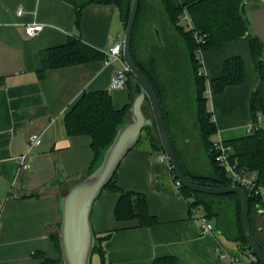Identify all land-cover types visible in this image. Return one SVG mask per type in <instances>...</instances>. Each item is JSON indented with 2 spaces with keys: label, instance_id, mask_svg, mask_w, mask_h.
I'll return each mask as SVG.
<instances>
[{
  "label": "crops",
  "instance_id": "crops-1",
  "mask_svg": "<svg viewBox=\"0 0 264 264\" xmlns=\"http://www.w3.org/2000/svg\"><path fill=\"white\" fill-rule=\"evenodd\" d=\"M87 2L0 0V264H42L45 257L60 258L52 239L61 222L59 199L86 174L95 157L90 136H70L66 129V115L81 96L108 91L116 110L131 103L133 84L111 87L121 63L106 67L104 59L50 69L40 77L42 53L65 45L70 38L81 39L105 55L123 40L124 22L115 5L88 4L76 25V5ZM19 9L24 10L23 16L17 15ZM246 15L252 33L264 45V0H248ZM34 22L45 29L29 37L26 28ZM234 56L243 60L244 80L218 94L213 82L222 75L225 60ZM198 59L206 77L207 109L217 126L214 142L241 139L248 136L253 121L264 123V81L259 83L248 40L224 43ZM32 134L42 138L33 150L29 147ZM161 153L142 135L115 179L120 190L147 198L153 225L118 221L120 193L103 191L96 201L93 230L99 236L110 234L103 244L105 264H153L164 257L175 258L176 264H225L216 253L218 242L242 262L252 263L255 257L228 241L216 219H211L215 234L200 236V224L191 217L192 199L176 187L167 164L157 160ZM190 167L195 171L192 162ZM256 213L264 218V211ZM256 235L264 245V227ZM96 263L104 264L102 256L97 255Z\"/></svg>",
  "mask_w": 264,
  "mask_h": 264
},
{
  "label": "trees",
  "instance_id": "trees-1",
  "mask_svg": "<svg viewBox=\"0 0 264 264\" xmlns=\"http://www.w3.org/2000/svg\"><path fill=\"white\" fill-rule=\"evenodd\" d=\"M155 2L157 6H154ZM247 3L248 0H140L132 36V57L156 91L180 169L187 180L194 184L215 188L235 186L227 171L216 162L213 137L217 133V126L207 109L206 77L201 71L202 64L198 59V49L201 48L205 52L219 49L227 42L248 40L259 83L264 81V45L252 33L246 15ZM88 4L115 5L121 13L124 29L126 28L130 16L131 0H89L83 5H76L75 23L77 26ZM185 11L190 14L195 29L206 40L201 47L196 43L193 33L186 31L181 24ZM152 28L156 30V36L160 42L156 46L149 44L147 46V42L149 43L151 39L154 41ZM106 58L107 55L88 46L81 39L70 38L65 45L42 53L43 67L40 77L43 78L46 71L50 69L82 65ZM243 80V60L240 56H234L225 60L222 75L213 82V87L216 93L221 94L228 87L241 85ZM132 84L136 88L135 94H139L141 88L129 74L127 86ZM257 93L258 89L254 92L253 99ZM131 105L132 98L130 105L122 110H116L108 91L86 92L66 115L68 135H86L93 140L94 163L86 174L93 169L101 150L114 139L117 128L129 114ZM145 106L148 110L150 109L148 101ZM187 117H191L194 121L193 127L199 134V143H197L207 153L210 166L207 174H199L195 172L196 169L195 171L191 169L192 159L189 158L188 145L186 152L182 150L184 141L178 137L177 131L187 129L185 127ZM144 134L149 137L154 149L159 150L160 139L157 130H145L142 135ZM226 143L232 146L240 165L256 175L258 185H263L264 123L252 134ZM116 175L117 172L104 189V191L120 193L121 197L115 213L116 219L118 221H138L141 227L153 225L155 219L149 212L147 198L142 194L120 190L115 182ZM174 180H177L176 176ZM180 192L192 199V208L202 207L209 219L217 220L218 226L225 231L224 234L228 241L237 244L240 250L249 251L255 257L244 233L241 200L237 195L210 196L194 193L184 187L180 188ZM248 196L252 231L264 253V245L259 241L252 221L256 210L264 211V200L249 192ZM60 226L61 222L58 224L57 231L52 235L60 258L53 260L45 257L42 264H62L59 244ZM95 235L99 247L94 250L93 258L100 255L105 264L103 244L110 234L99 236L95 233ZM153 264H176V260L173 257L158 258ZM253 264L261 263L256 259Z\"/></svg>",
  "mask_w": 264,
  "mask_h": 264
},
{
  "label": "water",
  "instance_id": "water-1",
  "mask_svg": "<svg viewBox=\"0 0 264 264\" xmlns=\"http://www.w3.org/2000/svg\"><path fill=\"white\" fill-rule=\"evenodd\" d=\"M139 5L140 0H131L130 16L123 38V57L129 74L140 86L141 91L135 94L136 88L132 89L129 114L118 126L112 142L101 150L93 169L69 187L59 199L61 216L59 244L62 264H92L94 250L99 247L91 222L94 205L113 179L122 161L138 145L143 132L152 129L157 130L160 139L159 150L168 155L174 174L182 187L194 193L210 196L235 194L240 198L246 239L256 259L264 264L263 250L252 231L249 196L246 191L237 186L215 188L194 184L187 180L180 169L168 135L160 100L152 83L132 57V36ZM147 101L150 104L149 110L145 106Z\"/></svg>",
  "mask_w": 264,
  "mask_h": 264
},
{
  "label": "built area",
  "instance_id": "built-area-1",
  "mask_svg": "<svg viewBox=\"0 0 264 264\" xmlns=\"http://www.w3.org/2000/svg\"><path fill=\"white\" fill-rule=\"evenodd\" d=\"M18 16L24 15V10L19 9L17 12ZM181 24L185 27V30L188 32H192L194 39L199 47L204 45L206 43V40L204 36H202L194 26V23L192 21V18L190 14L185 11L184 15L181 18ZM45 29V26L43 24L38 23H31L27 25L26 28V35L29 37H34L43 32ZM203 53L202 49H198V57ZM107 58L105 59V65L106 67H110L116 63L123 64V68L120 70H117L114 77L112 78L111 87L113 89H122L127 86V83L129 81V72L127 67L124 63V57H123V40L115 42L111 48L107 52ZM263 124L259 121H253L249 128H248V134H252L256 130H258L260 127H262ZM42 144V138L39 134H32L29 139V147L31 150L36 149ZM214 148L216 151V162L217 164L224 168L227 173L229 174L232 183L235 184V186L243 189L248 194L251 193L255 196H260L264 200V186L258 185L257 183V177L255 174L247 171L246 168H243L240 165V161L237 157H235L234 150L232 146L228 145L226 142H214ZM25 157L23 156L22 159V166L24 168L27 167L25 164ZM157 160L159 162L166 163L168 166V171L174 174L173 168L169 162L168 155L164 152L157 156ZM176 187L180 189L182 185L178 180L175 181ZM261 211V209L259 210ZM191 217L193 220L199 222L200 224V236H207V235H214L216 232V227L214 223L207 217L206 213H204L199 207H193L191 208ZM216 253L220 260H222L225 264H253L252 263H244L242 262L234 253L227 250L223 244L217 243L216 245Z\"/></svg>",
  "mask_w": 264,
  "mask_h": 264
},
{
  "label": "rangeland",
  "instance_id": "rangeland-1",
  "mask_svg": "<svg viewBox=\"0 0 264 264\" xmlns=\"http://www.w3.org/2000/svg\"><path fill=\"white\" fill-rule=\"evenodd\" d=\"M84 1H86V0H84ZM193 125H194V121L192 120V118L187 117L186 118V124H185V127L187 129L182 130V131H177L178 137H181V140L184 141V143L182 144V150L184 152H186L187 145L189 146L187 151L190 155L189 158L192 159L191 162H192L194 168L196 169V172L199 174H207L210 171L208 156H207V153L205 152V150H203L198 145L199 134H198L197 129H195L193 127ZM184 132H186V133H184ZM252 218H253L252 221L254 223L255 231H257L258 228L261 226L264 227V218H260V216L256 212L253 214ZM223 241H225V240H223ZM96 262H97V256H95L93 258L92 264H97Z\"/></svg>",
  "mask_w": 264,
  "mask_h": 264
},
{
  "label": "flooded vegetation",
  "instance_id": "flooded-vegetation-1",
  "mask_svg": "<svg viewBox=\"0 0 264 264\" xmlns=\"http://www.w3.org/2000/svg\"><path fill=\"white\" fill-rule=\"evenodd\" d=\"M154 6H157V3H156V2L154 3ZM147 33H148V32H147ZM152 34H153V36H154V41H152V39H151L149 43L147 42V46H148V44H149V45H152V46H154V45L156 46V44H159V42H160V41L158 40L157 36H156V35H157L156 30L154 31L153 28H152ZM144 44H145V43H144ZM143 47H144V46H143Z\"/></svg>",
  "mask_w": 264,
  "mask_h": 264
}]
</instances>
